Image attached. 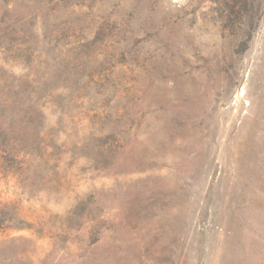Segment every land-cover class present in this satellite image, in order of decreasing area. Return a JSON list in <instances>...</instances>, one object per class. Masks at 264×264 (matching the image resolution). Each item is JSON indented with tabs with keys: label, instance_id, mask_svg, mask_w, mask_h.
I'll use <instances>...</instances> for the list:
<instances>
[{
	"label": "rangeland",
	"instance_id": "374dc122",
	"mask_svg": "<svg viewBox=\"0 0 264 264\" xmlns=\"http://www.w3.org/2000/svg\"><path fill=\"white\" fill-rule=\"evenodd\" d=\"M0 264H264V0H0Z\"/></svg>",
	"mask_w": 264,
	"mask_h": 264
}]
</instances>
